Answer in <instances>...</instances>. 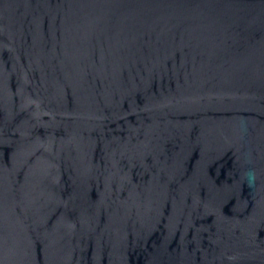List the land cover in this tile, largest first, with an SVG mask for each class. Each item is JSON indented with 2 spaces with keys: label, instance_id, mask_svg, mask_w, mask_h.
Returning <instances> with one entry per match:
<instances>
[{
  "label": "water",
  "instance_id": "obj_1",
  "mask_svg": "<svg viewBox=\"0 0 264 264\" xmlns=\"http://www.w3.org/2000/svg\"><path fill=\"white\" fill-rule=\"evenodd\" d=\"M0 264H264V0H0Z\"/></svg>",
  "mask_w": 264,
  "mask_h": 264
}]
</instances>
